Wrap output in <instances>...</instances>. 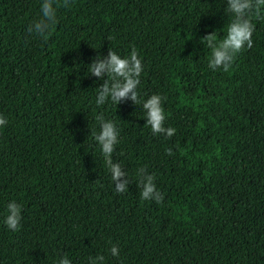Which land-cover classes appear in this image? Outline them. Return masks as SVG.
I'll use <instances>...</instances> for the list:
<instances>
[{"label":"trees","instance_id":"obj_1","mask_svg":"<svg viewBox=\"0 0 264 264\" xmlns=\"http://www.w3.org/2000/svg\"><path fill=\"white\" fill-rule=\"evenodd\" d=\"M45 37L28 31L40 0H0V264H264V11L252 46L230 68L208 67L233 14L226 0H55ZM135 49L145 98L159 94L164 127L153 134L130 99L95 104L88 74L97 52ZM120 129L112 159L126 172L114 191L92 138L95 115ZM167 149H171V154ZM163 199L142 200L137 169ZM121 180L126 177H121ZM22 206L21 227L3 224ZM116 245L119 255L109 249Z\"/></svg>","mask_w":264,"mask_h":264},{"label":"clouds","instance_id":"obj_2","mask_svg":"<svg viewBox=\"0 0 264 264\" xmlns=\"http://www.w3.org/2000/svg\"><path fill=\"white\" fill-rule=\"evenodd\" d=\"M67 3V0H65ZM41 12L38 18L29 24L28 31L38 37H45L51 27L57 22V8L55 0H40ZM226 10L233 14L231 23L228 24L223 39L216 42V36L209 33L199 38L201 44L211 48L208 59V67L212 70L222 68L227 71L235 55L245 46H252L253 24L250 22L249 13L254 12L257 17L264 11V0H226ZM88 66V74L100 81L95 95V104L104 105L109 100L118 105L122 100L130 99L134 105L139 104L144 110V125L150 127L153 134L163 133L172 136L175 129L164 127V111L161 107L159 94H152L146 98L138 94L137 86L140 83V75L143 71L141 59L133 49L127 56H121L114 51H108L106 55L99 52L91 58ZM98 131L92 130V138L97 144L103 157V162L110 173L114 184V191L122 193L127 189L129 180L126 172L122 170L120 163L114 162L112 153L114 147L120 142V129L111 119H106L103 113L95 115ZM7 119L0 115V128L7 124ZM171 154V149H167ZM137 186L142 200H155L159 203L163 196L157 190L154 176L145 171L143 167L137 169ZM121 177L126 179L121 180ZM22 206L15 200H10L5 205L3 224L12 232L21 227ZM113 257L119 255V249L112 245L109 249ZM105 257L102 254L87 257V264H104ZM54 264H72L71 259L61 255Z\"/></svg>","mask_w":264,"mask_h":264}]
</instances>
